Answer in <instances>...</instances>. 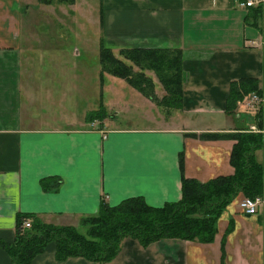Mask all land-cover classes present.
Listing matches in <instances>:
<instances>
[{"label": "crops", "instance_id": "0c3cea01", "mask_svg": "<svg viewBox=\"0 0 264 264\" xmlns=\"http://www.w3.org/2000/svg\"><path fill=\"white\" fill-rule=\"evenodd\" d=\"M243 1L99 0L97 54L99 47L118 56V50L134 48L180 53L178 102L161 98L165 89L151 69L143 70L141 81L152 97L125 77L114 74L113 82L106 81L108 88L112 84L108 104L127 89L120 88L123 83L147 99L151 110L156 107L159 112L156 104L165 101L161 108L177 112L161 115L160 123V114L154 112L156 123L119 125L110 123L114 115L106 116L100 87L97 99L95 92L88 99L81 88H65L75 104L80 96V101L88 100L75 111L83 120L75 122L63 123L58 115L47 113L51 108L44 104L49 100L46 95L55 92L51 87L48 93L42 89L44 96L35 105L29 93L27 103L22 101L21 15L28 0H0V264H10L1 244L13 241L19 213L61 224L95 213L102 200L114 205L140 196L147 204L160 206L180 198L181 175L204 181L233 172L229 153L234 139L221 134L256 126L254 112L260 102L246 104L245 99L251 93L261 98L264 74V6H247ZM132 69L138 68L133 64ZM105 71L111 73L100 71L99 64L98 81ZM243 77L256 78L261 93L250 91L227 109L229 83ZM120 95L124 105L125 96L119 94V99ZM239 110L250 117L249 122ZM89 111L101 117L86 119ZM174 116L182 119L170 120ZM256 157L264 165V148L256 151ZM240 198L222 209L211 242L163 238L143 247L125 238L113 259L103 264H264V203L256 213L245 214L237 206ZM30 264L99 263L75 256L57 260L49 242Z\"/></svg>", "mask_w": 264, "mask_h": 264}, {"label": "trees", "instance_id": "16d2710c", "mask_svg": "<svg viewBox=\"0 0 264 264\" xmlns=\"http://www.w3.org/2000/svg\"><path fill=\"white\" fill-rule=\"evenodd\" d=\"M118 53L120 56L108 48L99 47L100 71L107 70L125 77L152 97L141 81L145 77L143 70L151 69L165 89L161 98L167 100L169 97L172 103L179 101L181 68L178 50L134 48L118 50ZM133 64L137 70L132 69ZM250 91L261 93L256 78L231 80L225 107H234L237 100L245 98ZM88 113L86 119L101 117L93 111ZM254 120L256 127L261 128V107L254 112ZM221 135L234 139L229 153L233 172L204 181L181 175L177 201L152 206L140 196L124 198L114 205L102 200L95 213L79 216L76 225L44 222L32 213L17 214L13 241L1 244L10 264H30L49 242L54 245L57 260L75 256L99 264L113 259L125 238L134 239L143 247L163 238L211 242L216 220L225 205L238 194L251 199L261 196L264 181V165L256 157V151L264 147L262 132L241 126L234 132ZM25 221L28 222L27 227L22 225Z\"/></svg>", "mask_w": 264, "mask_h": 264}, {"label": "rangeland", "instance_id": "374dc122", "mask_svg": "<svg viewBox=\"0 0 264 264\" xmlns=\"http://www.w3.org/2000/svg\"><path fill=\"white\" fill-rule=\"evenodd\" d=\"M98 4L99 0H74L72 5L63 0H28L24 14L21 15L22 101L27 103V94L29 93V98H35V105L36 99L44 96L41 93L42 89H46V93H48V88L51 87L55 92H52L51 96L46 95L49 100L44 102V104L47 103V108L48 105L50 106L51 110L49 109L47 112L45 108V111L58 115V118H61L60 122H75L77 119L83 120V117H76L75 111H79L88 100L82 99L80 101L82 97L80 96L77 104H75L74 99H69L70 95L68 94L70 92L67 91L65 95V88H70L71 85L78 90L81 88L83 93L84 91L87 93L85 97L88 99H90V94L95 92L94 98L97 99L96 89L100 87L102 88L101 101L107 103L106 116L114 115L111 117L110 123L119 125L156 123L154 120L157 119L154 115V112H157L156 107H152L153 110H151V103L144 97L137 95L135 89L128 84L123 85L121 83L122 85H120L121 89L123 86L127 88L122 90L123 92H119L125 96L124 105L121 95L119 99L118 93L115 98L112 97L113 105L110 104L111 102L109 104L107 102L110 99L107 91H112V84L108 88L105 85L106 81L111 79L107 82L109 84L117 76L105 71L101 77L99 76L98 81L99 63L96 53L97 41L99 40V33L97 34L99 31ZM147 73L152 74L150 71ZM50 78L54 79L55 82H50ZM44 83L46 85L53 83L54 85L46 86L43 85ZM159 84L157 81L158 95L162 94ZM162 102L156 104L152 101L159 107L157 113L160 116H165V114L176 115L177 112H173V109L161 108L166 103L165 101ZM24 103L23 106H25ZM239 112L241 118L245 119L244 122L250 121L249 116L243 115L240 110ZM162 116L157 119L158 123L163 120ZM181 119V117L176 118L175 116L170 118L172 121H180ZM211 121L214 119L212 118ZM61 222H63L61 224L69 222L76 225L77 219L62 220Z\"/></svg>", "mask_w": 264, "mask_h": 264}, {"label": "built area", "instance_id": "2783aa9c", "mask_svg": "<svg viewBox=\"0 0 264 264\" xmlns=\"http://www.w3.org/2000/svg\"><path fill=\"white\" fill-rule=\"evenodd\" d=\"M244 5H255L260 4L261 6H264V0H244L242 2ZM262 48H263V54H264V36L261 40ZM260 89L262 90V96L261 98H258L255 93L249 94L248 97L245 99L246 104H253L254 102L258 101L260 102L261 108H262V126L261 128L256 127L254 124H249L247 129L251 131H261L264 135V74L260 83ZM264 148V147H263ZM264 199L261 196H256L254 198H248L246 196H242L237 206L238 208L245 214H254L257 211V206L259 204H263ZM24 227L28 226V222H23L22 224Z\"/></svg>", "mask_w": 264, "mask_h": 264}]
</instances>
